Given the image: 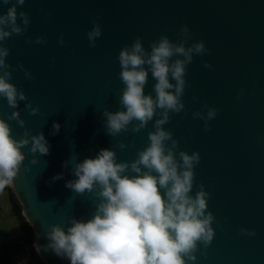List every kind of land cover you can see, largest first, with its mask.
<instances>
[{"label": "water", "instance_id": "water-1", "mask_svg": "<svg viewBox=\"0 0 264 264\" xmlns=\"http://www.w3.org/2000/svg\"><path fill=\"white\" fill-rule=\"evenodd\" d=\"M0 150L44 264H264V0H0Z\"/></svg>", "mask_w": 264, "mask_h": 264}, {"label": "trees", "instance_id": "trees-1", "mask_svg": "<svg viewBox=\"0 0 264 264\" xmlns=\"http://www.w3.org/2000/svg\"><path fill=\"white\" fill-rule=\"evenodd\" d=\"M0 180L2 181L0 192H7L10 213L19 229L18 235H11L0 229V264H44L33 247V231L24 219L21 206L7 185L5 156L2 150H0ZM26 251H28V256L26 259H22Z\"/></svg>", "mask_w": 264, "mask_h": 264}, {"label": "rangeland", "instance_id": "rangeland-1", "mask_svg": "<svg viewBox=\"0 0 264 264\" xmlns=\"http://www.w3.org/2000/svg\"><path fill=\"white\" fill-rule=\"evenodd\" d=\"M1 186L2 181L0 180V188ZM0 229L9 232L11 235L19 234L17 223L10 213V204L6 191L0 192ZM27 256L28 251H26L22 259H26Z\"/></svg>", "mask_w": 264, "mask_h": 264}]
</instances>
